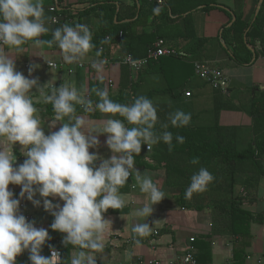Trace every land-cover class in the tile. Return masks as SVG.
<instances>
[{"label":"clouds","instance_id":"clouds-1","mask_svg":"<svg viewBox=\"0 0 264 264\" xmlns=\"http://www.w3.org/2000/svg\"><path fill=\"white\" fill-rule=\"evenodd\" d=\"M162 4L163 0H158V5ZM152 12L159 16L162 7H154ZM49 22L56 23V20L45 16L43 0H0V264H15L16 257L25 250L30 253L31 264H96L94 253L103 252L105 236L111 229V221L104 219L102 214L108 209L120 210L125 206L119 189L135 170L134 156L140 154L141 145H147L148 151L160 142L168 145L170 152L173 147L171 132L157 134L154 131L157 110L145 96L134 98L130 104H120L109 99L107 89H93L99 98L93 105L91 100L84 98L83 89L78 91L74 86L62 84L46 94L44 85H39L37 79H28L15 70L14 59L4 46L22 51L20 46L29 41L36 47L55 45L66 64L83 61L95 47L87 25L65 23L50 30L46 26ZM49 31L51 39H37ZM110 39L105 38L100 43L107 44ZM100 55L101 51L97 50L96 56ZM128 60L131 57H126ZM47 63L49 68L55 67L54 63ZM105 64V60H95L90 67L99 74ZM38 67L30 65L29 76ZM33 88L44 103L52 105L55 113L47 135L30 96ZM76 105L84 113L98 110L109 117L119 115L134 127H126L124 122L114 118L102 121V128L89 127L85 117L75 115ZM65 117L67 122L61 123L57 131H51ZM190 120L191 115L181 110L168 116L170 125L177 128L187 126ZM101 134L107 136L105 144L112 152L108 159L88 151L98 146L97 136ZM175 140L178 144L185 142L179 135ZM15 144L21 146L25 159L14 168ZM96 161H99L98 166ZM191 163L195 165L198 160L193 159ZM213 179L207 169L200 168L190 177L185 198L205 191ZM135 181L147 202L133 215L147 218L152 214V206L165 195L149 176H142L137 170ZM9 184L19 185V196H26L33 206L40 204L33 199L39 193L43 209L54 217L51 229L66 234L62 240L65 247L71 245L77 249L67 260H61L52 246H49V257L40 254L41 246L49 239L48 231L35 228L33 222H26V218L18 214L20 201L13 198ZM48 197H58L63 206L54 205ZM150 230L145 222L134 224L131 227L133 241L138 244L137 238L148 236Z\"/></svg>","mask_w":264,"mask_h":264},{"label":"crops","instance_id":"crops-1","mask_svg":"<svg viewBox=\"0 0 264 264\" xmlns=\"http://www.w3.org/2000/svg\"><path fill=\"white\" fill-rule=\"evenodd\" d=\"M58 4L56 0H43L45 16L56 17L57 20L56 23L49 22L46 25L50 30L65 23L70 26L84 24L89 27L93 37L111 12L114 22L119 17V23L123 24L133 21L134 17L136 19L141 10L145 16L143 23L146 25L137 28L136 32L138 33L141 31L148 34L153 33L156 23H160L165 18V15H153L151 5L155 4L154 7L161 6L163 8V4L158 5L155 0H61ZM258 4L259 0H241L240 5L236 4L234 0H219L218 8L209 12L196 11L192 15L195 37L204 40L202 56L207 57V61L213 67L224 72L229 82L226 96L234 97L236 104L238 101L247 102L251 97L252 89L264 91V57L260 55L255 57L252 54L251 61L245 65L232 62L223 51L226 48L230 52L231 48L225 47L221 40V33L223 29L230 27L229 24L234 19V11L240 12L242 21L249 25L255 19ZM54 5L55 12H49V9ZM51 38V31H49L37 39L49 40ZM165 43L179 51L186 46V42L180 40L165 41ZM4 47L6 53L14 59L15 70L28 79H37L39 85H44L46 94H49L51 89L67 84L74 86L78 91L83 89L84 98L87 100L90 86L102 81L104 89H107L110 98H113L122 83L126 67L120 64V58L124 55L116 45L110 46L107 56L104 57H97L95 52L90 51L84 60L79 62L83 64L81 68L75 64H66L62 60L60 50L55 45L48 47L45 44L36 47L32 41H29L20 46L22 51ZM253 48L260 52L258 44H255ZM221 52L224 53L225 59H221L219 56ZM95 60L106 61L103 71L99 74L90 67L91 62ZM47 62L54 63L56 67L49 68ZM33 64L39 65V67L29 76L28 69ZM98 76H102V79H99ZM168 76L171 78L172 84L181 82L179 70H169ZM183 90H188L191 93L190 99L184 98L181 94ZM30 91L34 107L37 108L36 116L41 120L43 131L47 135L50 131L48 125L50 120L54 119L55 113L49 112L50 110L47 109L49 104L42 101L36 88ZM214 95V91L193 74L185 80L182 88L178 87L172 91L169 99L171 113L181 110L191 115V122L195 126L208 124L211 119ZM52 110L53 108H51ZM77 116L85 117L89 121V127L96 128H102L101 122L105 119H118L117 116L109 117L99 111L94 118L84 115ZM65 122H67V117L57 122L56 127L51 131H57L61 123ZM219 122L222 126L229 127L247 128L250 125V119L242 111L222 112ZM87 135L88 133L85 132L86 137ZM97 139L98 146L90 148L89 153L104 159L110 158L112 152L105 144L107 136L101 134L97 136ZM146 146L142 144L140 154L134 156L135 170L132 171V177L119 189L125 206L120 210L108 209L102 214L104 219L111 221V229L105 236L103 252L94 253L96 264H148L149 262L174 264L180 260L188 248L204 264H264V179L259 180L255 188L248 192L240 185H236L234 188L233 196L243 198L241 209L251 213L255 218V221H252L249 226L248 237L245 239L236 238L231 235L229 228L223 225L224 223L218 224L220 228L213 223V215L208 208L197 210L182 208L178 205L179 191L165 185L164 171L156 167L150 157L152 150L146 152ZM20 148L19 144L13 145L14 168L22 164L25 159ZM98 165L99 161H96V166ZM136 170L142 176H149L165 195L158 204L152 206V214L147 218H137L133 215L136 209L143 207L147 202L146 195L140 192L139 186L136 184ZM8 190L13 193L14 199L20 201L18 214L24 217L29 216L30 222H33L35 228H43L48 231L49 239L41 246L40 254L47 257L49 246H52L61 251V260H67L77 249L65 247L62 240L66 234L51 229L50 225L54 217L43 209V199L39 193H36L33 199L40 201V204L33 206L26 196L25 198L19 196L21 191L19 185L9 184ZM47 199L54 205L63 206V201L58 197H48ZM143 222L147 223L151 230L148 236L138 237L139 243L137 244L133 241L131 227L136 223ZM245 242L248 244L247 247L240 250V246ZM235 247L237 252L239 251L238 254L234 253ZM240 251L241 256L245 255L246 257L243 263L236 260L240 259ZM29 255L28 250L23 251L16 257L15 264H31Z\"/></svg>","mask_w":264,"mask_h":264},{"label":"trees","instance_id":"trees-1","mask_svg":"<svg viewBox=\"0 0 264 264\" xmlns=\"http://www.w3.org/2000/svg\"><path fill=\"white\" fill-rule=\"evenodd\" d=\"M61 0H56L57 4ZM219 0H163V8L160 15L165 18L154 26L153 33L141 31L136 32L139 27H144V17L141 10L138 17L131 22L119 23V17L114 22L111 12L104 24L96 31L91 50L96 53L99 48L101 57L107 56L109 47L118 46L121 54L131 57L132 60H141L146 57L147 50L158 40L161 41H184L186 46L173 57H161L149 63L134 75L130 80V71L124 68L122 83L113 98L109 99L120 104H130L134 98L145 96L152 101L157 110V122L154 131L159 134L163 131L171 132L173 135L172 151L168 145L160 142L151 147V160L157 168L164 171L165 185L170 189H177V203L182 208H194L211 210L214 224L227 226L232 236L245 239L249 234V226L255 221L251 213L241 209V196H233L236 185L242 186L246 192L255 188L258 181L264 179V91L252 89L251 97L247 102H234V97H227L218 91H214L210 123L195 126L188 124L185 127H172L168 121L171 113L169 99L176 88H182L186 79L194 74L192 63L196 61H207L202 56L204 40L196 39L192 15L196 11L209 12L218 8ZM240 5L241 0H234ZM59 5V4H58ZM155 5V4H154ZM154 5H151L153 9ZM99 7V6H97ZM153 13V12H152ZM234 22L229 28L223 29L221 40L225 47L223 50L227 57L239 65L248 64L252 54L264 57V0L262 1L255 19L248 25L242 21L240 12H233ZM122 33L121 39L118 34ZM110 37L107 44H101L106 37ZM258 44L260 52L253 47ZM167 45V44H166ZM169 46V45H168ZM175 69L180 71L181 82L171 83L168 71ZM189 72V74H188ZM195 76V75H194ZM183 78V80H182ZM93 89H104L102 81L90 86L87 100L95 105L99 98ZM183 90L181 94L183 95ZM228 91V90H227ZM191 98V97H190ZM189 98V99H190ZM75 115H84L91 118L96 117L98 110L84 113L77 105ZM52 105L47 109L54 113ZM242 111L250 119L247 128L222 126L219 122L222 112ZM117 118L128 125L123 117ZM191 121V120H190ZM168 125L163 128L162 125ZM247 131V132H246ZM184 137L183 144L176 143L175 137ZM197 159V164L191 161ZM200 168L207 169L214 177L206 190L194 193L191 198H185V191L190 184V177ZM220 225L218 227L220 228ZM246 243V242H245ZM240 246V250L247 247ZM72 246L69 245V248ZM190 249V248H188ZM236 252V253H235ZM239 252V251H238ZM235 247L234 253L238 254ZM196 264H204L192 254ZM245 255L236 259L239 263L245 261ZM207 263V262H206ZM208 264V263H207Z\"/></svg>","mask_w":264,"mask_h":264},{"label":"built area","instance_id":"built-area-1","mask_svg":"<svg viewBox=\"0 0 264 264\" xmlns=\"http://www.w3.org/2000/svg\"><path fill=\"white\" fill-rule=\"evenodd\" d=\"M155 2L158 4V0H155ZM49 12L51 13L55 12V5L49 9ZM53 18H55L56 20V17ZM121 37H122V33L120 32L118 34V39H121ZM106 38L109 37L107 36ZM99 50L101 51L102 48H99ZM177 54L178 51L176 49L166 45L164 41L158 40L147 50L145 58L141 60L131 59L126 61V57L128 56H123L120 58V64L128 68V70L131 73L130 80H133L134 75L137 72H139L142 68H144L149 63V61H156L161 57H173L176 56ZM73 64L77 65L79 68L83 67V64L81 63H73ZM192 67L194 70L195 77L204 84H206L211 90L218 91L222 94L227 93L229 82L222 70L213 67L210 62L202 61V60L193 62ZM183 96L185 99H189L191 97V93L188 90H185L183 92ZM145 151L149 152L147 146L145 147ZM131 177L132 174L130 175L129 179ZM25 218H26V222H30L29 216H26ZM54 249L60 254L61 257V251L56 248ZM49 256H50V250H48L47 253V257ZM148 264H158V263L149 262ZM174 264H196L192 257L191 249H186L185 254L180 258V260H177Z\"/></svg>","mask_w":264,"mask_h":264},{"label":"water","instance_id":"water-1","mask_svg":"<svg viewBox=\"0 0 264 264\" xmlns=\"http://www.w3.org/2000/svg\"><path fill=\"white\" fill-rule=\"evenodd\" d=\"M262 1H263V0H259V4H258V7H257V9H256L255 17H256V15H257L258 11H259V7H260ZM233 22H234V19L231 20V23L229 24V26H231V24H232Z\"/></svg>","mask_w":264,"mask_h":264},{"label":"rangeland","instance_id":"rangeland-1","mask_svg":"<svg viewBox=\"0 0 264 264\" xmlns=\"http://www.w3.org/2000/svg\"><path fill=\"white\" fill-rule=\"evenodd\" d=\"M221 53H222V55H221ZM221 53L219 54V56L221 57V59H225L224 53L223 52H221ZM239 83H242V82L239 81ZM189 124L194 125L193 122H191V121Z\"/></svg>","mask_w":264,"mask_h":264}]
</instances>
